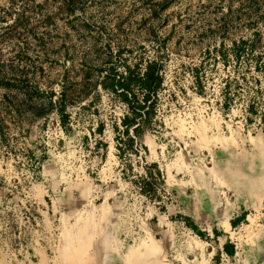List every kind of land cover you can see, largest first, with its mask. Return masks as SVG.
<instances>
[{
	"label": "rangeland",
	"instance_id": "1",
	"mask_svg": "<svg viewBox=\"0 0 264 264\" xmlns=\"http://www.w3.org/2000/svg\"><path fill=\"white\" fill-rule=\"evenodd\" d=\"M242 39L263 61L264 0H0V264H264V70L231 56ZM140 53L164 81L121 151L125 104L99 82Z\"/></svg>",
	"mask_w": 264,
	"mask_h": 264
},
{
	"label": "trees",
	"instance_id": "2",
	"mask_svg": "<svg viewBox=\"0 0 264 264\" xmlns=\"http://www.w3.org/2000/svg\"><path fill=\"white\" fill-rule=\"evenodd\" d=\"M21 15L15 19L14 23L19 25ZM13 24L5 26L4 30L8 32ZM163 47V46H162ZM255 44L250 40H239L232 42L230 50L231 56L237 61L242 56L247 55L246 59L254 63L256 70H264V60L261 52L255 51ZM131 52L130 50H120L119 52ZM219 55L222 58L228 56L227 51L219 49ZM121 54H119V57ZM123 57V58H122ZM120 65L122 69L114 62H110L105 74L99 82L104 89H108L125 104V111L119 118V124L115 126L117 132L115 139L116 147L123 151L124 148L134 146L136 138L142 133L143 128L150 126L153 120V115L156 111V105L159 100V91L162 88L164 81L163 62L159 57H149L146 54H137L134 61H128L126 56H121ZM237 83V82H236ZM235 83V84H236ZM7 85V84H1ZM233 88H230V83L224 85L227 98L229 95H234ZM84 91V90H82ZM84 94H82L83 97ZM79 98V97H78ZM66 91L64 84L61 85L59 92L58 106L62 110L65 106ZM226 103V101H225ZM54 105V102H51ZM252 104H249V110H252ZM145 172L139 174L135 179L139 191L144 195L152 196L155 194L157 184L160 181V171H153L148 166H144ZM225 249L230 253L228 245L225 244Z\"/></svg>",
	"mask_w": 264,
	"mask_h": 264
},
{
	"label": "crops",
	"instance_id": "3",
	"mask_svg": "<svg viewBox=\"0 0 264 264\" xmlns=\"http://www.w3.org/2000/svg\"><path fill=\"white\" fill-rule=\"evenodd\" d=\"M234 162H236L235 156H223L221 162L218 163L219 174L229 184L235 196L244 200L246 196L243 190V184L241 183V178L237 175L238 173L236 172ZM238 183L240 186H236Z\"/></svg>",
	"mask_w": 264,
	"mask_h": 264
}]
</instances>
